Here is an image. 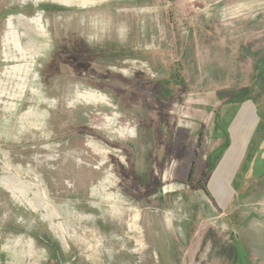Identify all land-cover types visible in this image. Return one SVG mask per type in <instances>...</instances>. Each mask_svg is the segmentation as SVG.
<instances>
[{
  "label": "rangeland",
  "instance_id": "374dc122",
  "mask_svg": "<svg viewBox=\"0 0 264 264\" xmlns=\"http://www.w3.org/2000/svg\"><path fill=\"white\" fill-rule=\"evenodd\" d=\"M263 158L264 0H0V264H264Z\"/></svg>",
  "mask_w": 264,
  "mask_h": 264
},
{
  "label": "bare ground",
  "instance_id": "6f19581e",
  "mask_svg": "<svg viewBox=\"0 0 264 264\" xmlns=\"http://www.w3.org/2000/svg\"><path fill=\"white\" fill-rule=\"evenodd\" d=\"M249 108H250V106H249ZM249 108H244V110H243V112H242V115H241V117L240 118H242V121H244L245 122V119H247L248 117H250V115H251V110L249 109ZM239 123H240V121L237 123V125H238V127H239ZM241 126V125H240ZM248 126V125H247ZM236 127V126H235ZM238 130V129H237ZM247 132V129L244 131V135H245V133ZM236 144H234L233 145V147H232V152L230 153V154H228L227 155V157L226 158H229L226 162H224L225 163V165L228 167V165H230V164H236V163H238V161L240 160V158H241V156H242V153H243V150L242 149H240L241 148V146H235ZM233 152H234V156L233 157H231L232 155H233ZM232 158V159H231ZM224 163H223V165H224ZM223 165H222V167H223ZM227 167H224L223 169L222 168H220L217 172V175L215 176V180L217 179V177H218V180H217V186L215 185V181L211 184V189L214 191V194H216V196L218 197V199H219V201L220 202H223L224 201V196H225V191H228L229 189H228V184H226V183H224V185H226V187H221V183H222V185H223V182H222V177L221 176H223V175H221V174H223L222 172H224L226 169H227ZM221 169H222V171H221ZM221 182V183H220ZM212 185H214V187L212 186ZM219 187V188H218ZM215 188H218L217 190L215 189ZM226 189V190H225Z\"/></svg>",
  "mask_w": 264,
  "mask_h": 264
},
{
  "label": "crops",
  "instance_id": "0c3cea01",
  "mask_svg": "<svg viewBox=\"0 0 264 264\" xmlns=\"http://www.w3.org/2000/svg\"><path fill=\"white\" fill-rule=\"evenodd\" d=\"M229 158H224V160H223V162L222 163H224V162H226L227 160H228ZM241 159V158H240ZM264 159V158H263ZM262 159V162H264V160ZM226 160V161H225ZM238 163H239V161H238ZM238 163H236V164H238ZM225 164V163H224ZM220 166H221V164H220ZM219 166V167H220ZM223 166H226V165H223ZM236 166L237 165H234V164H230V165H228V168H227V170H225V173L226 174H228V177L230 178L231 176H232V174H234L235 173V168H236ZM218 167V168H219ZM262 173V172H261ZM260 175V174H259Z\"/></svg>",
  "mask_w": 264,
  "mask_h": 264
},
{
  "label": "trees",
  "instance_id": "16d2710c",
  "mask_svg": "<svg viewBox=\"0 0 264 264\" xmlns=\"http://www.w3.org/2000/svg\"><path fill=\"white\" fill-rule=\"evenodd\" d=\"M242 93V92H241ZM246 95H247V93H244V95H243V97H244V99H246L245 97H246ZM213 169V168H212ZM211 169V170H212ZM234 184H235V180H234V182H232V185L234 186Z\"/></svg>",
  "mask_w": 264,
  "mask_h": 264
}]
</instances>
